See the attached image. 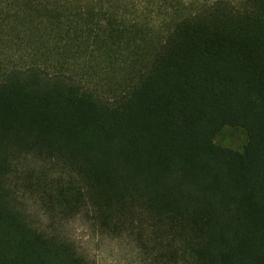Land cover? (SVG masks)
<instances>
[{
  "label": "trees",
  "instance_id": "trees-1",
  "mask_svg": "<svg viewBox=\"0 0 264 264\" xmlns=\"http://www.w3.org/2000/svg\"><path fill=\"white\" fill-rule=\"evenodd\" d=\"M29 198L145 264H264V0H0V264H91Z\"/></svg>",
  "mask_w": 264,
  "mask_h": 264
},
{
  "label": "rangeland",
  "instance_id": "rangeland-1",
  "mask_svg": "<svg viewBox=\"0 0 264 264\" xmlns=\"http://www.w3.org/2000/svg\"><path fill=\"white\" fill-rule=\"evenodd\" d=\"M217 144L242 150L246 134L237 129L226 128L216 137ZM25 213L30 222L40 230L52 234L53 230L73 240L91 264H145L139 250L129 240L112 237L93 226L83 215L53 223V218L34 199L25 200Z\"/></svg>",
  "mask_w": 264,
  "mask_h": 264
}]
</instances>
